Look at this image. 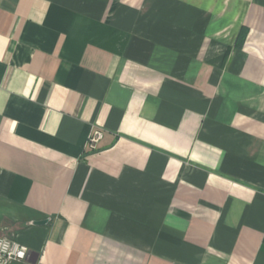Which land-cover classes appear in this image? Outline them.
I'll list each match as a JSON object with an SVG mask.
<instances>
[{"label": "crops", "instance_id": "1", "mask_svg": "<svg viewBox=\"0 0 264 264\" xmlns=\"http://www.w3.org/2000/svg\"><path fill=\"white\" fill-rule=\"evenodd\" d=\"M0 236L264 264V0H0Z\"/></svg>", "mask_w": 264, "mask_h": 264}, {"label": "built area", "instance_id": "2", "mask_svg": "<svg viewBox=\"0 0 264 264\" xmlns=\"http://www.w3.org/2000/svg\"><path fill=\"white\" fill-rule=\"evenodd\" d=\"M103 138L104 133L102 130H93L87 140V149L91 151L97 150ZM27 253L28 250L25 246L5 236H0V264L24 262L27 258Z\"/></svg>", "mask_w": 264, "mask_h": 264}]
</instances>
